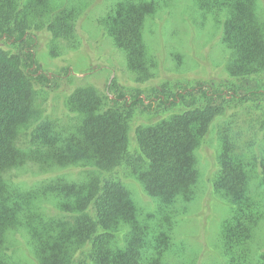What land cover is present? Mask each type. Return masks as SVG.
Listing matches in <instances>:
<instances>
[{"label": "trees", "instance_id": "trees-1", "mask_svg": "<svg viewBox=\"0 0 264 264\" xmlns=\"http://www.w3.org/2000/svg\"><path fill=\"white\" fill-rule=\"evenodd\" d=\"M104 1L86 0L81 13L62 0H0V264H27L17 249L34 264H264V148L256 140L247 151L230 131L249 109L260 112L264 132V0H110L94 37L81 22ZM174 9L194 52L219 42L224 55L188 61L183 37L169 45L163 26ZM43 36L53 47L74 39L112 71L119 52L136 86L114 97L91 84L73 88L57 120L39 89L66 79L38 63ZM107 38L114 52L103 47ZM219 73L227 89L210 84ZM170 83L182 88L173 92ZM115 87L117 77L107 86ZM137 109L150 119L132 141ZM226 118L202 179L198 151L209 149L216 121ZM218 199L228 209L212 239L207 224ZM193 214L199 253L177 241L179 216Z\"/></svg>", "mask_w": 264, "mask_h": 264}, {"label": "rangeland", "instance_id": "rangeland-1", "mask_svg": "<svg viewBox=\"0 0 264 264\" xmlns=\"http://www.w3.org/2000/svg\"><path fill=\"white\" fill-rule=\"evenodd\" d=\"M110 0H105L104 2L94 6L92 10L89 12L88 17L82 20L81 26L86 31V29H89L90 32L94 35V37H98L99 31L97 29L98 26V20L100 16L102 15V11H104L103 7H105ZM262 0H260L261 2ZM62 2H66V4H72L77 5L80 12L86 13V0H62ZM193 0H172L173 4H180L186 5L191 4ZM263 5V2H261ZM179 9V8H178ZM178 9H174V11L171 14L169 22H165L163 26V30H165V35H163L169 45L172 43L173 46H176V41L180 40L181 37L183 40V49L184 54H186V58L188 61H193L197 58H200L203 60L204 55H207V53L211 54L213 58L215 57L218 59V57L224 55V49L223 45L221 43L217 42L216 44L211 46V50L209 49V45L206 44L205 46H200L195 52L192 49L193 46L189 44L190 37L184 36L187 29L184 25H182L181 21H178L179 11ZM180 10V9H179ZM184 35H183V34ZM84 33L82 32V35ZM203 34V33H202ZM178 35V36H177ZM79 40L81 41L82 38L79 37ZM85 40V38H84ZM198 43H203L202 36L198 37L196 39ZM53 39L51 38H45V36L41 37L38 44L37 49V60L38 63L41 65L42 70L46 73H49L53 77V79H63L66 81H63L58 84L57 87H54L53 89L50 88H41L39 89V100L43 108H47L50 110V115L54 118L61 119L65 117L67 114L66 108L64 106V103L67 101V95L68 93L76 87L79 86H86V85H95L102 91H107L111 94V96H115L118 92H124L126 94H130L133 90L132 86H136L135 81L130 76L128 71H126L123 68V59L119 52H114L113 46L109 43L108 38L104 40V43L102 44L103 47L108 49L107 51H113V56L117 60L118 68L115 69V71L106 69L104 67H101L99 65V62L97 63L95 61H92L89 59L87 54L83 52V49L80 43V46L78 45V42L74 39H60L55 44L56 47H53ZM198 43L195 44V46L198 45ZM86 46V45H85ZM54 49L57 51L58 56L53 57L51 50ZM207 51V52H206ZM182 52V53H183ZM193 54V57L191 56ZM203 64L200 65L202 67ZM204 67V66H203ZM70 70V73L66 74L67 71ZM196 74V73H195ZM194 74H190V76H193ZM57 77V78H56ZM118 78L119 87L120 88H114L112 90H109L107 88L108 84L111 83L112 78ZM212 77V76H211ZM217 83H211L214 85L213 87H221L226 88L228 87L229 82L227 81V78L223 76V74L219 73L218 77L216 78ZM220 79L223 81L220 82ZM182 88L180 84H173L170 83V89L175 92L178 89ZM147 91L144 92V97H148ZM62 114L64 116H62ZM240 118L238 121L234 122V124L230 125L231 133L233 135V140L237 141L238 144H240L245 150L251 151L253 149V144L256 140L260 142L261 148H264V132H260V121L263 117H260V112H253L249 109L242 110V113L240 114ZM150 117L146 111H143L141 109H137L133 115V118L130 121L131 124V140L134 141V129H136V125L143 123L144 121L149 120ZM229 121H232V118L229 119H219L215 123V127H213L212 137L208 141L209 149H202L198 151L199 157H200V166L203 169V177L202 179H205V175L207 173L208 167L211 165L212 157L211 155L214 152V149H216L217 142H216V134L219 132H222L223 126L230 124ZM132 147L134 145L132 144ZM124 177H126V173H124ZM128 186L133 190V193L135 194L136 198L138 199V202L140 204L150 206V203L145 200L142 195L141 191L138 188V186L130 181H127ZM206 180L203 182V186H206ZM203 193V192H202ZM201 193V194H202ZM200 194V196H201ZM203 202V201H202ZM202 202L197 201V204L195 203L192 205L196 207V210L193 209L192 213H197V210L201 209ZM151 207V206H150ZM212 209V215L209 217L208 221V237L213 239L215 236L219 222L222 220V218L227 213V206L226 204L221 200H216L212 202L211 205ZM180 224L177 227V241H185L187 245H189V249L193 251H196L199 253L200 251V241L196 239V234L199 230V223L197 216L194 214L192 216H179ZM214 258L216 257L215 254L210 253ZM15 256L18 258L20 257L23 259L24 262H27V264H34L30 257H27L24 251L17 249L15 250ZM218 256V255H217ZM220 257V256H218ZM207 260H211L212 257L210 255L206 256ZM219 262L222 264H225L226 261L221 257L219 259Z\"/></svg>", "mask_w": 264, "mask_h": 264}]
</instances>
